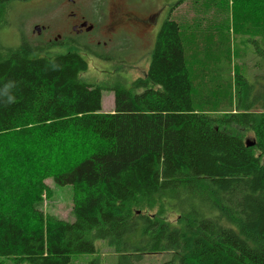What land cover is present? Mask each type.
Returning a JSON list of instances; mask_svg holds the SVG:
<instances>
[{"label": "trees", "instance_id": "obj_1", "mask_svg": "<svg viewBox=\"0 0 264 264\" xmlns=\"http://www.w3.org/2000/svg\"><path fill=\"white\" fill-rule=\"evenodd\" d=\"M238 1L264 41V0ZM92 53L43 40L0 46V89L13 81L15 96H0V264H71L98 239L117 264L147 254L170 255L162 264H264V84L253 93L230 68L214 65L210 78L193 70L172 19L133 88L85 79ZM48 180L73 186V221L40 209Z\"/></svg>", "mask_w": 264, "mask_h": 264}, {"label": "rangeland", "instance_id": "obj_2", "mask_svg": "<svg viewBox=\"0 0 264 264\" xmlns=\"http://www.w3.org/2000/svg\"><path fill=\"white\" fill-rule=\"evenodd\" d=\"M82 0L84 14L91 17L94 10L107 11L112 6L121 4L124 7L134 6L140 16H146L163 9L155 26L147 36L139 35L133 29H127L107 44L100 46L92 43L93 34L75 37L77 44L85 48L89 58V69L83 77L91 82L113 83L123 81L129 88L133 82L144 76L154 50L157 35L167 19L181 24L182 35L186 46L187 63L196 71L206 72L210 78L212 68H226L231 73L243 75L253 86L255 93L264 84V41H262L255 22L247 16L245 9L238 0ZM176 4H179L176 8ZM4 14L0 22V46H18L24 39L31 41L43 40L53 43V49L65 51L70 45L66 39L55 40L57 34H65L66 24L64 4L59 0H4ZM173 8L170 14L169 9ZM245 14H244V13ZM48 26L41 34L35 32V26ZM83 44H89L84 47ZM212 55L214 58H207ZM104 57V59H103ZM105 58H108L107 60ZM213 67V68H214ZM199 75V74H198ZM232 81L230 74H226ZM263 78V79H262ZM262 81V82H261ZM263 89V87L261 88ZM246 91L245 93H247ZM258 102L264 104V91H258ZM257 104V105H256ZM254 103L253 110L261 107ZM103 107L105 112L114 110V93L104 92ZM264 107V105L262 106ZM244 140L254 142V133L242 129ZM47 183L52 195H43L40 209L57 218L67 221L74 220V198L76 195L72 185H56L52 180ZM168 214V221L174 220ZM97 250L94 253H82L71 264H117L118 254L104 240H96ZM137 264H162L170 258L168 254H147ZM2 264H15L10 258L2 259Z\"/></svg>", "mask_w": 264, "mask_h": 264}, {"label": "flooded vegetation", "instance_id": "obj_3", "mask_svg": "<svg viewBox=\"0 0 264 264\" xmlns=\"http://www.w3.org/2000/svg\"><path fill=\"white\" fill-rule=\"evenodd\" d=\"M64 4L66 24L65 34H57L55 40L58 41L66 39L65 43L76 41L75 37L85 34H93L92 43L100 46L102 43L107 44L106 40H112L119 36L127 29L134 30L139 35L147 36L152 32L162 8L150 13L146 16H140L136 12V7H124L121 4L112 6L107 11L99 12L97 9L93 11L91 17L84 14L82 0H59ZM172 8V7H171ZM174 8V7H173ZM173 8L169 13L173 12ZM38 26V25H36ZM43 29L41 33L48 28V26H41ZM40 33V34H41ZM70 41V42H69ZM84 47H89V44H83Z\"/></svg>", "mask_w": 264, "mask_h": 264}, {"label": "clouds", "instance_id": "obj_4", "mask_svg": "<svg viewBox=\"0 0 264 264\" xmlns=\"http://www.w3.org/2000/svg\"><path fill=\"white\" fill-rule=\"evenodd\" d=\"M13 87H14V82L9 81L4 85L3 89H0V96H5L7 98L5 102L8 104L15 102V96L11 94V89Z\"/></svg>", "mask_w": 264, "mask_h": 264}, {"label": "water", "instance_id": "obj_5", "mask_svg": "<svg viewBox=\"0 0 264 264\" xmlns=\"http://www.w3.org/2000/svg\"><path fill=\"white\" fill-rule=\"evenodd\" d=\"M42 29H43V28H42L41 26H39V25H38V26H35V32H37V33H39V34L41 33ZM246 144H247L248 146H252V145L255 144V142H247V141H246Z\"/></svg>", "mask_w": 264, "mask_h": 264}]
</instances>
